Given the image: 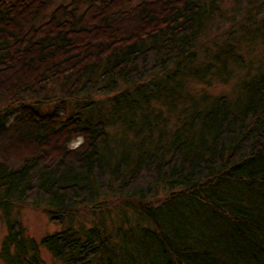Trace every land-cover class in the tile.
<instances>
[{"label": "trees", "instance_id": "trees-1", "mask_svg": "<svg viewBox=\"0 0 264 264\" xmlns=\"http://www.w3.org/2000/svg\"><path fill=\"white\" fill-rule=\"evenodd\" d=\"M224 1L0 0V264H264V0Z\"/></svg>", "mask_w": 264, "mask_h": 264}, {"label": "rangeland", "instance_id": "rangeland-1", "mask_svg": "<svg viewBox=\"0 0 264 264\" xmlns=\"http://www.w3.org/2000/svg\"><path fill=\"white\" fill-rule=\"evenodd\" d=\"M67 1L68 0H54V2L56 3L67 2ZM232 3H233L232 0H226L224 1V7L227 10H230V9L232 10L233 9L231 7ZM251 56H255V58L263 57L264 56V45L263 46L256 45L254 50L251 53ZM194 86L195 88L200 87L199 84H195ZM231 87H232V83H220L219 82V83H214V85L210 86V90L212 93L217 94L220 92L230 91ZM7 103L8 102L6 99H0V110L6 107ZM165 196H166L165 194L160 193L159 195L155 197L145 199L143 201V204L146 206L159 205L165 201V198H164ZM104 203H106L105 204L106 207L108 208L111 207V203L109 202V200H107ZM82 212L84 214L82 216L85 218L91 217V214H93L92 210H87V209H83ZM11 217L13 220L17 219L19 222H21L22 226L25 229V232H24L25 236L31 237L37 241H39V239L42 236L48 233L58 231L62 229L64 226V224H58V223L50 221L42 205L34 206L29 203L16 204L12 209ZM5 232H6V226H5L4 220L0 218V241L3 235L5 234ZM39 250H40V256L43 258L46 264H62V262L54 258L47 251L46 248L41 246Z\"/></svg>", "mask_w": 264, "mask_h": 264}, {"label": "clouds", "instance_id": "clouds-1", "mask_svg": "<svg viewBox=\"0 0 264 264\" xmlns=\"http://www.w3.org/2000/svg\"><path fill=\"white\" fill-rule=\"evenodd\" d=\"M84 143V138L81 136L78 140L75 142L69 143L68 147L71 149L78 148L80 144Z\"/></svg>", "mask_w": 264, "mask_h": 264}]
</instances>
